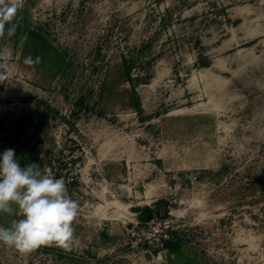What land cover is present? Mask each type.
<instances>
[{
  "label": "rangeland",
  "instance_id": "rangeland-1",
  "mask_svg": "<svg viewBox=\"0 0 264 264\" xmlns=\"http://www.w3.org/2000/svg\"><path fill=\"white\" fill-rule=\"evenodd\" d=\"M20 2L0 152L79 214L70 249L0 264H264V0Z\"/></svg>",
  "mask_w": 264,
  "mask_h": 264
},
{
  "label": "clouds",
  "instance_id": "clouds-1",
  "mask_svg": "<svg viewBox=\"0 0 264 264\" xmlns=\"http://www.w3.org/2000/svg\"><path fill=\"white\" fill-rule=\"evenodd\" d=\"M21 7L20 0H0V34L14 35ZM24 62L37 64L40 57L28 56ZM13 212L19 219L0 226V244L20 252L48 245L73 246L79 202L68 194L64 179L50 170L41 171L36 163L21 166L15 149L7 148L0 152V213Z\"/></svg>",
  "mask_w": 264,
  "mask_h": 264
}]
</instances>
